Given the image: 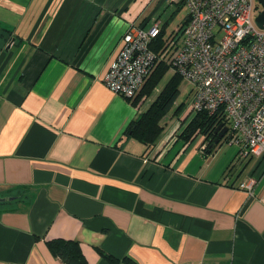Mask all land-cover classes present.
<instances>
[{"label": "crops", "instance_id": "crops-1", "mask_svg": "<svg viewBox=\"0 0 264 264\" xmlns=\"http://www.w3.org/2000/svg\"><path fill=\"white\" fill-rule=\"evenodd\" d=\"M172 3L0 0V264H66L57 238L88 264H264V157L174 125L149 149L125 129L150 102L105 82L130 25Z\"/></svg>", "mask_w": 264, "mask_h": 264}, {"label": "built area", "instance_id": "built-area-1", "mask_svg": "<svg viewBox=\"0 0 264 264\" xmlns=\"http://www.w3.org/2000/svg\"><path fill=\"white\" fill-rule=\"evenodd\" d=\"M183 1L188 17L159 51L151 48L159 20L130 25L105 82L133 100L160 62L174 64L193 85L188 113L215 116L240 158L264 157V28L255 20V0ZM207 135H198L204 149L212 141ZM251 178L240 186L252 189Z\"/></svg>", "mask_w": 264, "mask_h": 264}, {"label": "trees", "instance_id": "trees-1", "mask_svg": "<svg viewBox=\"0 0 264 264\" xmlns=\"http://www.w3.org/2000/svg\"><path fill=\"white\" fill-rule=\"evenodd\" d=\"M184 3V1H183ZM188 17V15H187ZM186 17V19H187ZM186 21V20H185ZM184 21V22H185ZM166 24L162 26V30L155 40L151 43V48L155 51H159L165 47L168 40L174 34V32L166 35ZM172 66L176 69V73L170 79V81L158 92L155 99L150 103L148 108L143 111L135 120H132L125 129V134L129 137L135 138L148 146L149 149L153 148L160 136L162 135L165 126L163 124L164 117L174 107L178 96L181 93L180 83L184 79L174 64L162 61L158 64L149 80L144 85L141 92L133 100L129 99L132 103L137 105L140 102H144L150 97L159 85L160 79L165 74L166 70ZM186 107V106H185ZM184 109V103L179 104L175 108V114H180ZM220 123V122H219ZM217 119L215 116L209 115L207 112H198L191 116V119L187 120V123L181 129L180 136L185 140L195 139L200 133L208 134L212 137L208 148L214 143V140L218 136L215 132ZM223 138H220L219 142ZM216 146V144H215ZM213 149V148H212ZM48 246L52 252L61 257L66 264H88V261L83 253L81 244L74 239L57 238L48 241ZM111 260L117 262L115 258L110 255H106Z\"/></svg>", "mask_w": 264, "mask_h": 264}, {"label": "rangeland", "instance_id": "rangeland-1", "mask_svg": "<svg viewBox=\"0 0 264 264\" xmlns=\"http://www.w3.org/2000/svg\"><path fill=\"white\" fill-rule=\"evenodd\" d=\"M259 10H261V5L255 0L254 13L257 14ZM188 13V7L185 4L180 5V7H178V5L175 3L168 4L161 7V10L159 11V14L156 16V18L151 19L147 25H151L154 20L157 19L160 21V24H162V26L166 24V34L169 35V33L173 32V29H177L179 27ZM175 73L176 69L172 66H170L169 69L166 70L165 74L160 79L159 85L157 86L154 93L150 95L149 98H147L148 102L151 103L155 99L158 92L170 81ZM180 85L181 93L178 96L174 107L164 117L163 121L164 126L167 127L166 129L171 128L172 125H174L173 128L169 131V139H172L174 136H176L177 131H180V126H184L187 123V120L191 119V116H193V114H190L187 111L188 104L192 97L193 85L185 80V78L181 80ZM181 103H184V109L180 112V114H175V108L178 107Z\"/></svg>", "mask_w": 264, "mask_h": 264}, {"label": "water", "instance_id": "water-1", "mask_svg": "<svg viewBox=\"0 0 264 264\" xmlns=\"http://www.w3.org/2000/svg\"><path fill=\"white\" fill-rule=\"evenodd\" d=\"M258 3H260L261 5V10L260 12L257 14L255 20L256 23L258 24V26H260L261 28H264V0H256ZM223 124H220L217 128H216V133L218 134V136L216 137V139L214 140V143L211 144L209 150H211L212 148L215 147V144H217L220 140V138L224 137L225 133L227 132V127L224 126L222 127ZM14 199L13 196H1L0 197V202H4L7 200H12Z\"/></svg>", "mask_w": 264, "mask_h": 264}]
</instances>
